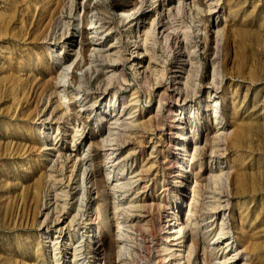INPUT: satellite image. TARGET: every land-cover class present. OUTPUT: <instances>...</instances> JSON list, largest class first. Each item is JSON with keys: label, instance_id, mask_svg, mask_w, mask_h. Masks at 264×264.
Instances as JSON below:
<instances>
[{"label": "rangeland", "instance_id": "374dc122", "mask_svg": "<svg viewBox=\"0 0 264 264\" xmlns=\"http://www.w3.org/2000/svg\"><path fill=\"white\" fill-rule=\"evenodd\" d=\"M173 262L264 264V0H0V264Z\"/></svg>", "mask_w": 264, "mask_h": 264}, {"label": "bare ground", "instance_id": "6f19581e", "mask_svg": "<svg viewBox=\"0 0 264 264\" xmlns=\"http://www.w3.org/2000/svg\"><path fill=\"white\" fill-rule=\"evenodd\" d=\"M212 5V7H214L215 6V4H211ZM217 33H218V31H217ZM219 34V33H218ZM215 57V56H214ZM215 59V58H214ZM214 63V62H213ZM218 65V64H217ZM67 68H68V66H67ZM213 70H214V72H216L217 74H218V72H217V70H216V67H214L213 68ZM57 81V80H56ZM55 81V82H56ZM215 84H217V82L215 83V81L209 86V92L211 93H214L215 91H216V87H215ZM57 86H61V84H58ZM215 102H217V101H214V103ZM214 107L215 106H217L216 104H214L213 105ZM213 108V107H212ZM215 109H217V108H215ZM214 109V111H216ZM220 116V115H219ZM217 118V116L215 117V119ZM220 118V117H219ZM216 121V120H215ZM218 121H220V120H218ZM182 139V138H181ZM177 228H178V230H177ZM177 228L176 229H174L173 230V228H171L170 230H169V232H170V235H167V236H165L166 237V239L168 240V241H170V240H173V239H175V232L176 231H179L180 230V228H179V224H177ZM173 264H178L177 262H173Z\"/></svg>", "mask_w": 264, "mask_h": 264}]
</instances>
